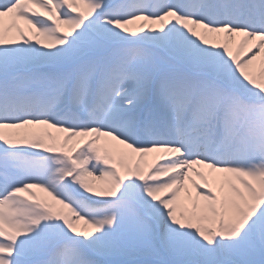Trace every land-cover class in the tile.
Returning a JSON list of instances; mask_svg holds the SVG:
<instances>
[{"label":"snow or ice","instance_id":"obj_1","mask_svg":"<svg viewBox=\"0 0 264 264\" xmlns=\"http://www.w3.org/2000/svg\"><path fill=\"white\" fill-rule=\"evenodd\" d=\"M0 264H264V0H0Z\"/></svg>","mask_w":264,"mask_h":264},{"label":"rangeland","instance_id":"obj_2","mask_svg":"<svg viewBox=\"0 0 264 264\" xmlns=\"http://www.w3.org/2000/svg\"><path fill=\"white\" fill-rule=\"evenodd\" d=\"M49 131H52L54 135H59V133H56L54 129H50Z\"/></svg>","mask_w":264,"mask_h":264}]
</instances>
